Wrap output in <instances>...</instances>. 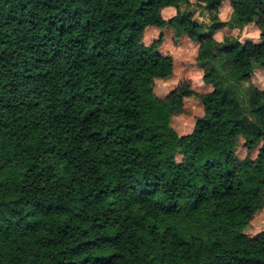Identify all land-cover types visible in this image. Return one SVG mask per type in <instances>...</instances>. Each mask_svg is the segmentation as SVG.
<instances>
[{
    "label": "trees",
    "instance_id": "1",
    "mask_svg": "<svg viewBox=\"0 0 264 264\" xmlns=\"http://www.w3.org/2000/svg\"><path fill=\"white\" fill-rule=\"evenodd\" d=\"M192 1L0 0V264H264V228L246 233L264 210V87L243 97L264 72V0H195L204 34L180 12ZM227 4L259 41L213 38L234 29ZM167 27L199 45L212 91L155 92L175 75Z\"/></svg>",
    "mask_w": 264,
    "mask_h": 264
},
{
    "label": "rangeland",
    "instance_id": "2",
    "mask_svg": "<svg viewBox=\"0 0 264 264\" xmlns=\"http://www.w3.org/2000/svg\"><path fill=\"white\" fill-rule=\"evenodd\" d=\"M196 1L193 0L190 5H181L180 12L183 16H187L189 14H193L194 20L198 23L204 25V29H202V33L210 32V26L212 25V15L209 11L198 8L196 6ZM177 14L176 10H167L164 13L165 19H170ZM218 18L221 22H230L232 23V28H234L235 23L233 19H231L232 10L231 7L227 4V6L221 7L219 13L217 14ZM230 28V27H229ZM224 28L216 33H214V39L219 42H223L225 39H239L241 42H245L247 40H253L255 42L259 41V32L255 25L245 27L243 29H239L238 27L234 29ZM160 31L158 29H148L144 34V42L146 45L151 44L154 40L158 38ZM163 34L165 36L164 42L160 47L159 51L162 54H170L173 55L176 61L175 64V75L170 80L165 82H156L155 92L159 96H165L166 92L172 88L177 86L183 81H190L193 86V89L200 93L205 94L212 91V86L205 84L203 82L204 72L209 70V63H206L204 68L198 66L199 60V45L191 42L185 36L181 39L180 43L175 46L173 43V29L171 27H167L163 30ZM207 61L211 62L212 56H206ZM205 70V71H204ZM257 87L258 89H263L264 87V72L260 69L255 71V74L252 78V81L247 82L245 84L243 90V97L245 101H248L249 90L250 88ZM203 115V109L200 102L193 100L190 102L186 111L180 115L182 118V128L184 134H189L193 131L195 126V118ZM245 150H240V156H246ZM257 150L252 152L250 156L252 158L256 157ZM264 228V210L259 212L253 219L251 225L247 228L246 233L250 236L254 234H258Z\"/></svg>",
    "mask_w": 264,
    "mask_h": 264
},
{
    "label": "crops",
    "instance_id": "3",
    "mask_svg": "<svg viewBox=\"0 0 264 264\" xmlns=\"http://www.w3.org/2000/svg\"><path fill=\"white\" fill-rule=\"evenodd\" d=\"M247 82H245L243 85H244V87H245V84H246ZM251 91H252V89L250 88V90H249V95H250V93H251Z\"/></svg>",
    "mask_w": 264,
    "mask_h": 264
}]
</instances>
